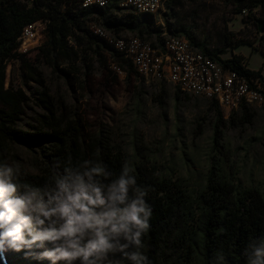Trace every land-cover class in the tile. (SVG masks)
<instances>
[{
    "label": "trees",
    "instance_id": "1",
    "mask_svg": "<svg viewBox=\"0 0 264 264\" xmlns=\"http://www.w3.org/2000/svg\"><path fill=\"white\" fill-rule=\"evenodd\" d=\"M183 1L195 4L199 0H168L165 9L170 12ZM223 1L232 5L236 13L251 12L264 5V0ZM80 3L81 0H0V159L17 163L13 147L20 144L33 145L41 158L37 174H28L20 167L22 182L41 186L48 181L53 167L84 159L103 161L115 176L126 161L122 149L112 145L107 134L88 132L84 122L75 117V111H70L62 98L50 94L36 61L72 89L77 85L84 91L95 65L106 82L116 83L118 72L129 82L133 75L138 78L130 62L88 27L101 28L117 39L132 34L151 46L163 42L161 31L152 16L126 12L117 7V1L103 9H83ZM163 18L169 35L184 37L193 48L223 68L264 85L261 69H247L239 55L220 58L226 49L235 50L242 42H233L225 36L220 47L209 50L205 44L196 42L189 31L172 27L168 14L164 13ZM36 22L44 25L32 62L25 53H18V38L27 25ZM12 60L19 62L21 85L37 86L31 98L21 88L5 87L6 67ZM172 91L175 104L195 98L174 88ZM202 100L213 113L211 152L218 155L222 150V109L213 100ZM30 105L38 110L34 112L33 132L19 127ZM251 109L241 105L236 111H230L227 123L240 127L250 125ZM215 158H211L203 184L192 200L178 181L158 174L147 162L131 164L137 185L149 189L145 199L153 210L150 228L144 237L150 264H214L217 253H223L227 264H245L249 243L264 236V184L241 187L223 173Z\"/></svg>",
    "mask_w": 264,
    "mask_h": 264
},
{
    "label": "rangeland",
    "instance_id": "2",
    "mask_svg": "<svg viewBox=\"0 0 264 264\" xmlns=\"http://www.w3.org/2000/svg\"><path fill=\"white\" fill-rule=\"evenodd\" d=\"M165 14L172 27L189 31L196 42L205 44L209 50L220 47L225 36L233 42H242L235 50L226 49L220 58L239 55L247 69L260 68L264 80V31L259 32L257 24L262 21V28L264 5L251 12L236 13L234 7L223 0H199L195 4L183 1L170 12L165 9ZM162 22L165 26L163 17ZM132 36L125 34L122 38ZM36 48L25 53L32 62ZM18 66V60L8 62L5 87L21 88L31 98L37 86L21 85ZM36 66L44 74L50 94L62 98L70 111H75V117L84 122L88 132L107 134L111 144L122 149L130 164L147 162L158 174L178 181L190 200L200 190L212 157H216L215 162L223 173L241 187L264 184L263 105L251 107V123L243 127L227 123L229 112L222 109V150L216 155L211 152L214 117L202 99L175 104L172 86L144 82L135 75L128 82L121 72L116 83L106 82L96 65L84 91L77 85L72 89L52 76L43 64L36 61ZM29 108L19 127L33 132L34 112L38 110L33 105ZM13 156L25 172L38 173L41 158L33 145L14 146ZM9 253L12 264H31L21 254Z\"/></svg>",
    "mask_w": 264,
    "mask_h": 264
},
{
    "label": "clouds",
    "instance_id": "3",
    "mask_svg": "<svg viewBox=\"0 0 264 264\" xmlns=\"http://www.w3.org/2000/svg\"><path fill=\"white\" fill-rule=\"evenodd\" d=\"M148 192L128 161L113 176L101 160H69L37 186L0 159V264L8 252L36 264H150ZM214 264H227L223 253ZM245 264H264V236L249 243Z\"/></svg>",
    "mask_w": 264,
    "mask_h": 264
},
{
    "label": "built area",
    "instance_id": "4",
    "mask_svg": "<svg viewBox=\"0 0 264 264\" xmlns=\"http://www.w3.org/2000/svg\"><path fill=\"white\" fill-rule=\"evenodd\" d=\"M116 1L118 8L134 15L152 16L163 42L151 46L136 36L117 39L93 25L88 29L122 53L139 79L170 85L195 98L213 100L228 112L241 105H264V85L258 80L248 81L193 48L184 37L167 33L162 17L168 0H81L80 7L103 9ZM43 25L36 22L23 29L18 38V53H27L40 45Z\"/></svg>",
    "mask_w": 264,
    "mask_h": 264
},
{
    "label": "bare ground",
    "instance_id": "5",
    "mask_svg": "<svg viewBox=\"0 0 264 264\" xmlns=\"http://www.w3.org/2000/svg\"><path fill=\"white\" fill-rule=\"evenodd\" d=\"M6 255V257H7V264H12V262L10 261V257H11V254L8 252V253H6L5 254Z\"/></svg>",
    "mask_w": 264,
    "mask_h": 264
},
{
    "label": "water",
    "instance_id": "6",
    "mask_svg": "<svg viewBox=\"0 0 264 264\" xmlns=\"http://www.w3.org/2000/svg\"><path fill=\"white\" fill-rule=\"evenodd\" d=\"M257 24H258V30H259V32H261L262 31L261 23H257Z\"/></svg>",
    "mask_w": 264,
    "mask_h": 264
}]
</instances>
